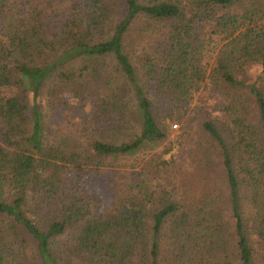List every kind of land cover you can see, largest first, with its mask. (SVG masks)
<instances>
[{
    "label": "trees",
    "instance_id": "obj_1",
    "mask_svg": "<svg viewBox=\"0 0 264 264\" xmlns=\"http://www.w3.org/2000/svg\"><path fill=\"white\" fill-rule=\"evenodd\" d=\"M208 80L181 179L136 183ZM0 120V264H264V0H0Z\"/></svg>",
    "mask_w": 264,
    "mask_h": 264
},
{
    "label": "rangeland",
    "instance_id": "obj_2",
    "mask_svg": "<svg viewBox=\"0 0 264 264\" xmlns=\"http://www.w3.org/2000/svg\"><path fill=\"white\" fill-rule=\"evenodd\" d=\"M207 52V51H206ZM205 52V53H206ZM210 61L213 63V51H208L206 53L205 61ZM211 67H209L210 69ZM45 97V93L43 94ZM224 101V95L217 87L213 85L211 80H208V84L205 85L200 92L196 93L188 109V115L185 118V125L181 127L180 125L172 128L169 131V137L159 143L150 142L147 143L140 151L127 157L125 159H118L119 163H135L133 170V179L136 183H143L145 186L150 187V191L154 192L161 191L165 187H171L170 184L173 182L174 178L179 174L181 179L182 173L181 169H185L191 162L192 153L202 146L207 140L205 132L200 126L201 116L209 115L212 118L222 116V104ZM44 113L49 116L50 123L48 124L51 132L56 135H62L64 132L71 137H77L79 133L76 131V124H69L66 126L65 114L58 112L57 115L52 116V112L44 107ZM70 115V114H68ZM73 116V115H71ZM72 120L74 117H70ZM65 122V123H64ZM2 129V122L0 120V131ZM79 137V136H78ZM84 140V138H83ZM165 151H169L166 153ZM166 162V165L163 163ZM108 163H111L108 160ZM108 171V170H107ZM125 176H129L128 172L121 171ZM139 173H142V177L139 178ZM119 180L124 182L123 177L119 175ZM112 179V173H107L102 179V183L108 184L110 179ZM119 186V184H117ZM122 187V184L120 185ZM123 190L126 187H122ZM136 190L135 195L138 193ZM119 196L115 199L114 191L109 193L107 197V205L113 207V203L123 195V192H118ZM141 197H143L141 195ZM251 213V207L245 206ZM252 215V214H251Z\"/></svg>",
    "mask_w": 264,
    "mask_h": 264
},
{
    "label": "built area",
    "instance_id": "obj_3",
    "mask_svg": "<svg viewBox=\"0 0 264 264\" xmlns=\"http://www.w3.org/2000/svg\"><path fill=\"white\" fill-rule=\"evenodd\" d=\"M178 125H174L175 128H177Z\"/></svg>",
    "mask_w": 264,
    "mask_h": 264
}]
</instances>
